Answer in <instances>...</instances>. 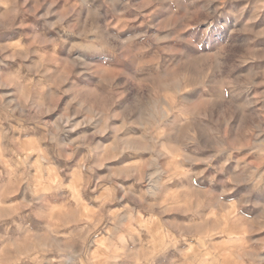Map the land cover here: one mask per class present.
I'll return each instance as SVG.
<instances>
[{
	"label": "clouds",
	"instance_id": "1",
	"mask_svg": "<svg viewBox=\"0 0 264 264\" xmlns=\"http://www.w3.org/2000/svg\"><path fill=\"white\" fill-rule=\"evenodd\" d=\"M98 260L264 264V0H0V264Z\"/></svg>",
	"mask_w": 264,
	"mask_h": 264
},
{
	"label": "rangeland",
	"instance_id": "2",
	"mask_svg": "<svg viewBox=\"0 0 264 264\" xmlns=\"http://www.w3.org/2000/svg\"><path fill=\"white\" fill-rule=\"evenodd\" d=\"M113 163H115V161H113ZM83 212H84L85 217H88V209H87V208H84V209H83ZM97 264H101V261L98 260V261H97Z\"/></svg>",
	"mask_w": 264,
	"mask_h": 264
}]
</instances>
